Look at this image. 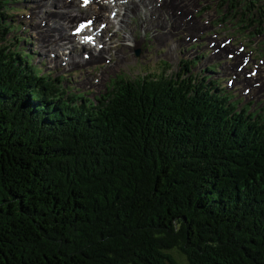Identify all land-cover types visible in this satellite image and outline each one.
<instances>
[{
	"label": "trees",
	"instance_id": "trees-1",
	"mask_svg": "<svg viewBox=\"0 0 264 264\" xmlns=\"http://www.w3.org/2000/svg\"><path fill=\"white\" fill-rule=\"evenodd\" d=\"M9 1L0 264H179L171 249L187 264H264V106L238 108L193 71L116 74L93 97L70 92L65 76L30 64ZM246 7L242 31L264 24L263 0Z\"/></svg>",
	"mask_w": 264,
	"mask_h": 264
},
{
	"label": "rangeland",
	"instance_id": "rangeland-1",
	"mask_svg": "<svg viewBox=\"0 0 264 264\" xmlns=\"http://www.w3.org/2000/svg\"><path fill=\"white\" fill-rule=\"evenodd\" d=\"M54 1L52 0V2ZM207 4H210V0H207ZM32 5L37 6L34 9L35 12L33 11L35 15L31 12L30 6ZM7 6L11 12L9 13L11 16L7 19L10 24L16 26L20 25L21 22L23 25V28L17 32V36L20 33L22 36L18 38L28 39L27 42L22 41L19 44L21 49L27 51L30 64L36 70L42 68L45 71H51L53 76H65L62 80L65 87L70 89V92L78 88L75 93L91 90L93 94H97L105 89L104 86L110 83L111 77L115 74L131 79L145 73L158 75L161 72L165 74L178 72L188 75L193 71L197 72L200 77L204 75L206 81L210 80L213 85L219 82L216 86L219 88L218 90H221L219 91L221 93L224 90L223 86L228 85L226 88L231 90L235 96L230 100H238V108L243 103L251 100H255V102L262 100L259 105L264 104V34L256 35L253 27L244 31L239 28L234 29V22H215L216 15L208 7L202 13L199 12L205 6L202 0L198 3L195 0H183L182 2L185 12L182 9L180 11L189 16L191 21H195L193 30H183L179 27V19H175L172 25L167 27L163 23V17L157 12H153L147 23L150 34L142 33L145 28L140 24V9L133 10L128 21L121 26L118 18L123 13L124 6L118 5L117 19L116 15L114 18L109 16V24L103 33V39L107 43L106 54L99 56V58H93L91 62H89L90 59L61 67L57 64V58L54 63L49 58V50H54L56 54L57 50L51 46L44 47L41 42L38 26L46 31H48V27L44 28L45 26L37 25L41 19H43L42 24L48 20V14L54 11L48 0H19L17 2L10 0ZM80 10L84 12L83 16L90 12L89 9ZM52 15L49 16L52 17ZM53 20L61 23L56 15ZM80 20L86 23L85 20L79 19L78 21ZM25 29L27 31H24ZM72 31H74V28ZM125 31L131 32L130 38L127 39L124 36ZM81 34L93 37L92 31L87 27L84 28ZM13 35L14 33L10 32V36ZM248 35H252L253 38ZM191 37L194 40H190ZM225 37H230L231 41L227 43L222 40ZM75 41L77 42V40ZM79 41L83 42L84 39L78 34ZM126 41H129V43L126 44ZM17 43V39L11 40L10 46L13 47ZM239 44L245 46V49L240 53L237 52ZM77 45L80 47L79 44ZM227 45L229 46L223 52H219ZM257 46L262 51L257 50ZM88 47L86 45L84 48H78L77 58L84 56L81 52L82 50L88 52ZM137 50H140L139 53H136ZM72 52L75 53L76 50ZM227 52L233 54L232 60L226 57ZM202 53L204 54L197 59L194 67H186L184 62L186 59L194 60L196 55L199 56ZM246 53L250 54L252 58L242 61L241 56L237 57L239 54L243 56ZM57 55L60 59L65 57L60 52ZM85 62L89 63L84 64ZM204 67L206 68L203 71ZM253 71L254 75L252 74ZM218 90L215 88L212 92L216 93ZM93 94L87 96H94ZM253 110L255 109L253 108ZM168 253L179 264H187L185 257L177 249H171Z\"/></svg>",
	"mask_w": 264,
	"mask_h": 264
},
{
	"label": "bare ground",
	"instance_id": "bare-ground-1",
	"mask_svg": "<svg viewBox=\"0 0 264 264\" xmlns=\"http://www.w3.org/2000/svg\"><path fill=\"white\" fill-rule=\"evenodd\" d=\"M124 6V11L121 14V16L118 18V22L121 24H125L128 21V18L133 10L135 9H141L144 12V15L147 16L150 11L156 9V4H153L149 7L151 4L147 0H89V2L82 3L80 0H55L52 2V0H48L49 4L53 8V12L48 14V20H46L42 24V20L37 25L45 26L44 28L48 27V31L44 30L43 28H39V33L41 35V42L44 44V47H54L57 50V54L62 53L64 59H60L59 56L56 54L54 50H49V58L52 63L56 61V58L58 59L57 64L61 67L63 65H70L73 63H80L81 61H92L93 58H96L99 56H103L106 54L107 51V43L103 39V33L105 32V29H107V25L109 24V16L114 10V7H117V5L111 6V3L118 2ZM31 12L33 13L34 9L37 7L36 5H32ZM57 9V10H56ZM89 9L90 12L83 16L84 12L81 11ZM178 9H182L185 12L184 6L179 7ZM56 10V11H55ZM35 12V11H34ZM188 13H190L188 11ZM53 14V15H52ZM49 15H52V17L55 19L58 17L61 20L60 22L54 21L53 18ZM79 19H83L87 23V28L91 29L93 32V40L90 42H94L93 47L89 46L90 50V56L88 60H84L82 57L77 58V51L78 48H84V45H80L78 47V43L75 41H78V33H76V28L81 24L77 23ZM117 19V15H116ZM145 20H142L144 22ZM35 24V23H34ZM105 24V29H100V25ZM36 25V27H37ZM179 27L184 29H187L188 31L193 30L195 28V21H189L186 19L181 20ZM62 28V30L59 31V29ZM74 28V32L72 29ZM53 30V31H52ZM52 31V32H49ZM125 37L128 39L131 37L130 31H125L124 33ZM86 34H79V36L84 39V36ZM129 36V37H128ZM47 40V41H45ZM126 44L129 43V41L125 42ZM91 44V43H90ZM219 44V43H218ZM229 45L224 46L223 49H220L219 52H223L225 48H227ZM76 52H72L75 51ZM83 53V52H81ZM241 54H239L237 57H240ZM77 58V59H75ZM89 62H85L89 63ZM83 65V64H82ZM245 65V63H244ZM196 102V101H195Z\"/></svg>",
	"mask_w": 264,
	"mask_h": 264
},
{
	"label": "snow or ice",
	"instance_id": "snow-or-ice-1",
	"mask_svg": "<svg viewBox=\"0 0 264 264\" xmlns=\"http://www.w3.org/2000/svg\"><path fill=\"white\" fill-rule=\"evenodd\" d=\"M84 2L87 4L89 2V0H84Z\"/></svg>",
	"mask_w": 264,
	"mask_h": 264
},
{
	"label": "water",
	"instance_id": "water-1",
	"mask_svg": "<svg viewBox=\"0 0 264 264\" xmlns=\"http://www.w3.org/2000/svg\"><path fill=\"white\" fill-rule=\"evenodd\" d=\"M136 53H139V51H136Z\"/></svg>",
	"mask_w": 264,
	"mask_h": 264
}]
</instances>
